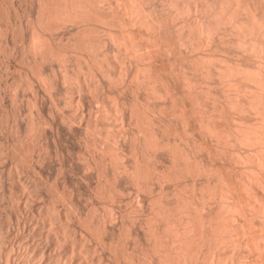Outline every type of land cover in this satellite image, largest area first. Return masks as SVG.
<instances>
[{
    "label": "bare ground",
    "instance_id": "6f19581e",
    "mask_svg": "<svg viewBox=\"0 0 264 264\" xmlns=\"http://www.w3.org/2000/svg\"><path fill=\"white\" fill-rule=\"evenodd\" d=\"M0 264H264V0H0Z\"/></svg>",
    "mask_w": 264,
    "mask_h": 264
},
{
    "label": "rangeland",
    "instance_id": "374dc122",
    "mask_svg": "<svg viewBox=\"0 0 264 264\" xmlns=\"http://www.w3.org/2000/svg\"><path fill=\"white\" fill-rule=\"evenodd\" d=\"M26 102H27V100H25L24 103H26ZM32 112H33V113H32ZM32 112H31V113H32L33 115H34V114L36 115V111H35L34 109L32 110ZM25 113L29 114L30 112L27 111V112H25ZM27 114H25V116H26ZM35 115H34V116H35ZM26 117H27V116H26ZM112 143L114 144V142H112Z\"/></svg>",
    "mask_w": 264,
    "mask_h": 264
}]
</instances>
